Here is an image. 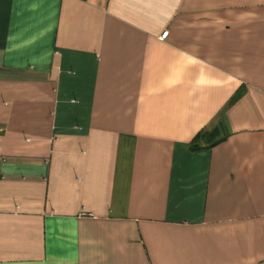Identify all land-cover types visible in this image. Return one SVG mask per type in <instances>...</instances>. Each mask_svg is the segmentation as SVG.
Instances as JSON below:
<instances>
[{"label": "crops", "instance_id": "0c3cea01", "mask_svg": "<svg viewBox=\"0 0 264 264\" xmlns=\"http://www.w3.org/2000/svg\"><path fill=\"white\" fill-rule=\"evenodd\" d=\"M0 264H264V0H0Z\"/></svg>", "mask_w": 264, "mask_h": 264}, {"label": "trees", "instance_id": "16d2710c", "mask_svg": "<svg viewBox=\"0 0 264 264\" xmlns=\"http://www.w3.org/2000/svg\"><path fill=\"white\" fill-rule=\"evenodd\" d=\"M216 139V132L215 130H206L195 136V138L192 140V147L197 148L202 143L211 144L214 143Z\"/></svg>", "mask_w": 264, "mask_h": 264}, {"label": "built area", "instance_id": "2783aa9c", "mask_svg": "<svg viewBox=\"0 0 264 264\" xmlns=\"http://www.w3.org/2000/svg\"><path fill=\"white\" fill-rule=\"evenodd\" d=\"M167 33H168L167 31L163 32L162 35H161V38H165Z\"/></svg>", "mask_w": 264, "mask_h": 264}]
</instances>
